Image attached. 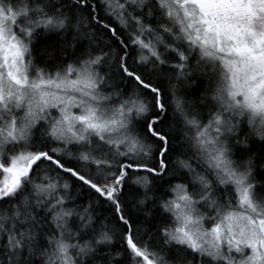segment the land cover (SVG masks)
<instances>
[{"label": "snow or ice", "instance_id": "snow-or-ice-1", "mask_svg": "<svg viewBox=\"0 0 264 264\" xmlns=\"http://www.w3.org/2000/svg\"><path fill=\"white\" fill-rule=\"evenodd\" d=\"M0 264H264V0H0Z\"/></svg>", "mask_w": 264, "mask_h": 264}, {"label": "trees", "instance_id": "trees-1", "mask_svg": "<svg viewBox=\"0 0 264 264\" xmlns=\"http://www.w3.org/2000/svg\"><path fill=\"white\" fill-rule=\"evenodd\" d=\"M49 45H55V39L53 38L50 41H47L46 43L42 44L40 47H48Z\"/></svg>", "mask_w": 264, "mask_h": 264}]
</instances>
